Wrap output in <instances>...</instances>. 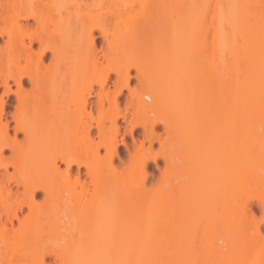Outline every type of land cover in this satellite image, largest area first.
<instances>
[{
  "label": "bare ground",
  "instance_id": "6f19581e",
  "mask_svg": "<svg viewBox=\"0 0 264 264\" xmlns=\"http://www.w3.org/2000/svg\"><path fill=\"white\" fill-rule=\"evenodd\" d=\"M0 226V264H264V0H0Z\"/></svg>",
  "mask_w": 264,
  "mask_h": 264
},
{
  "label": "rangeland",
  "instance_id": "374dc122",
  "mask_svg": "<svg viewBox=\"0 0 264 264\" xmlns=\"http://www.w3.org/2000/svg\"><path fill=\"white\" fill-rule=\"evenodd\" d=\"M9 100H10V102H11V105H14V104H15V103H14V102H15V96H14V95H11V97H10ZM124 101H125V100H124ZM126 108H127V104L125 103V104L122 105V109H126ZM13 112H14V107H13V106L9 107V114H10L9 117H10V118H11V114H12ZM139 133H140V131L138 130V131L134 134V136L137 137V135H139ZM125 136L127 137V139H129V141L132 140L129 131H127V130H123L122 133H121L120 139H123ZM158 147H159V146L156 147V151L159 150ZM7 154H8V153H7ZM127 157H128V153H127V152H124V153L121 155V158H127ZM132 163H133V161H131V160H127V161H125V165H124V168H123V169L126 170V169L130 168L131 165H132ZM158 163H159L160 167H157V166L155 165V163H152V164H151V167H150L151 171L154 173V178L150 180V186H151V187L156 186V185L161 181V178H162V175H163L164 162H163L161 159H159ZM83 171H84V170H83ZM84 178H86L85 175H84ZM37 200H38L39 202H42V200H43V195H39V196L37 197ZM28 214H29V210H28L27 208H25V215L27 216ZM18 227H19V222L15 221V228H18ZM1 228H2V227L0 226V230H1ZM48 262L53 263V264H56V263H57L53 257H49V258H48ZM13 264H23V263H22V262H19V261H14ZM25 264H27V262H25Z\"/></svg>",
  "mask_w": 264,
  "mask_h": 264
}]
</instances>
